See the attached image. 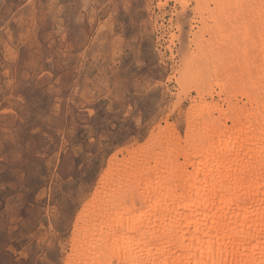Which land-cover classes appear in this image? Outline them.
Masks as SVG:
<instances>
[{"label": "rangeland", "instance_id": "rangeland-1", "mask_svg": "<svg viewBox=\"0 0 264 264\" xmlns=\"http://www.w3.org/2000/svg\"><path fill=\"white\" fill-rule=\"evenodd\" d=\"M173 1L0 0V264H79L75 227L109 163L165 119L184 136L199 25Z\"/></svg>", "mask_w": 264, "mask_h": 264}, {"label": "bare ground", "instance_id": "bare-ground-1", "mask_svg": "<svg viewBox=\"0 0 264 264\" xmlns=\"http://www.w3.org/2000/svg\"><path fill=\"white\" fill-rule=\"evenodd\" d=\"M191 11L185 134L165 119L109 163L75 227L79 264H264V0Z\"/></svg>", "mask_w": 264, "mask_h": 264}]
</instances>
